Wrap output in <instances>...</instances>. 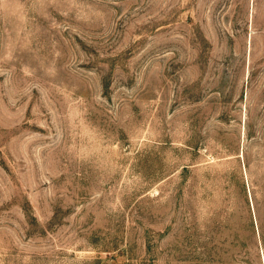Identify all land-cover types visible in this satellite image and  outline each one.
I'll return each instance as SVG.
<instances>
[{
	"label": "rangeland",
	"instance_id": "obj_1",
	"mask_svg": "<svg viewBox=\"0 0 264 264\" xmlns=\"http://www.w3.org/2000/svg\"><path fill=\"white\" fill-rule=\"evenodd\" d=\"M0 264H264V0H0Z\"/></svg>",
	"mask_w": 264,
	"mask_h": 264
}]
</instances>
